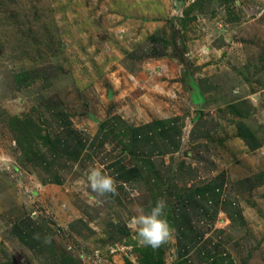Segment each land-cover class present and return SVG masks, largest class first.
I'll use <instances>...</instances> for the list:
<instances>
[{
    "label": "rangeland",
    "instance_id": "374dc122",
    "mask_svg": "<svg viewBox=\"0 0 264 264\" xmlns=\"http://www.w3.org/2000/svg\"><path fill=\"white\" fill-rule=\"evenodd\" d=\"M164 115L181 150L138 141L162 159L148 198L98 201L85 170L132 165L128 127ZM0 155V264H264V0H0ZM161 198L172 238L140 247L129 222Z\"/></svg>",
    "mask_w": 264,
    "mask_h": 264
},
{
    "label": "crops",
    "instance_id": "0c3cea01",
    "mask_svg": "<svg viewBox=\"0 0 264 264\" xmlns=\"http://www.w3.org/2000/svg\"><path fill=\"white\" fill-rule=\"evenodd\" d=\"M85 123V122H84ZM74 127L75 128H80V124L78 122H75L74 123ZM99 125H96L95 127H91L89 128L88 127V132H90V134L92 136H95L96 134H98V130H99ZM179 125V121L177 118H172L170 117L169 115H164V116H155L154 118H150V119H144L142 121V123L140 124H134L132 126H134L136 129V131L134 132V134L131 136L128 134L129 136V141L131 143H133V146L130 147V148H124V151L127 155V157H129L128 159H130L132 161V165L131 164H128L126 165L123 160H116L114 162V164L111 166L110 165V168H108L107 171L109 174H111L118 182L120 181H123L125 182L123 185H126L124 187V196L126 197V199L128 200H131L132 199V202L131 203H140L142 201H144L145 199L148 198V192L147 191V188H145L141 182V178H142V173H143V169L147 168L148 166V163L152 162V153H154L152 156H155L156 158L153 159L155 161V163H159L160 160L162 159H159V156H158V153L160 152L158 149H153L151 151V153L149 154L150 158L148 159V161H145L144 160V157L142 159V148L139 149L137 147V144L139 143L138 141L141 139V138H145V137H155L157 135L160 134H163V135H172L174 134L175 137V143H171L170 140H174L173 138H170V137H166L167 139V145H169L168 147V154L171 155V153H176V152H179L181 150L180 148V144H179V138H180V133L176 131V129L178 127H174V126H178ZM178 130H180L178 128ZM93 138V137H92ZM170 142V143H169ZM149 144H153V141L151 140V143ZM141 147V146H140ZM132 152V154H131ZM145 152V151H143ZM148 152L146 151V154ZM166 154V155H168ZM144 160V161H143ZM122 162V163H120ZM122 164V165H121ZM194 162L192 163V165L194 166ZM196 165V164H195ZM196 168V167H194ZM200 168V167H199ZM115 169L116 173H114L112 170ZM212 172H214V174H218L216 178V180L210 184L207 188L208 189H212L213 192H216L218 188H221L225 185L226 183H228V181L226 180L225 178V175H224V172L221 173L222 175H219L220 173H217L218 171L217 170H213ZM118 185H120L118 183ZM129 187H133L135 188L137 191H134L131 196H130V193L129 191L127 190ZM206 188L202 189V188H199L197 189L196 191H194L193 194L195 193H203L204 196H206L207 192H206ZM136 192V194L138 193L139 195L136 196V197H133L134 193ZM206 192V193H205ZM217 193V192H216ZM219 195V193H217ZM221 199V198H220ZM227 200H225L224 198V201H220V203H224L226 202ZM219 203V206H221V204ZM192 206H193V211L194 213H197L198 214H202L201 212L204 211V209H201V211L199 210V206L197 203H192ZM217 207V206H216ZM221 210V209H220ZM188 212H190V209L188 208ZM179 229L183 230V224H180L179 226ZM191 235H192V232H191ZM199 237V236H198ZM180 239L181 238V233H180V236H179ZM191 238V237H190ZM189 241H193L192 239L189 240ZM195 243V241H194Z\"/></svg>",
    "mask_w": 264,
    "mask_h": 264
},
{
    "label": "clouds",
    "instance_id": "9594fccd",
    "mask_svg": "<svg viewBox=\"0 0 264 264\" xmlns=\"http://www.w3.org/2000/svg\"><path fill=\"white\" fill-rule=\"evenodd\" d=\"M10 161L11 157L8 155H0V163L7 166ZM80 183L90 188L91 192L96 194V199L100 201V198L118 195V183L123 185L125 182H118L104 170L103 166H93L85 170L84 179ZM127 190L130 196L134 191H137L133 187H129ZM166 208V200L161 198L156 201L155 206H152L149 211L145 212L141 208L138 214L131 218L129 226L136 231V243L138 246L156 249L172 238L174 229L166 217ZM45 243L50 244L51 238H45Z\"/></svg>",
    "mask_w": 264,
    "mask_h": 264
},
{
    "label": "trees",
    "instance_id": "16d2710c",
    "mask_svg": "<svg viewBox=\"0 0 264 264\" xmlns=\"http://www.w3.org/2000/svg\"><path fill=\"white\" fill-rule=\"evenodd\" d=\"M62 116L66 118V122H67L68 121L67 116H65V115H62ZM112 122H117L118 123V120L114 119V120H112ZM119 122H120V120H119ZM67 123H69V121ZM106 123H107V121L101 122L100 123L101 127H104L106 125ZM124 124H126V123H124ZM240 127L242 128V130L240 131V134L246 139V141L248 140L250 142V140H252V138H253L254 141H256V143L259 142V140L256 137V135L246 126L245 123L240 125ZM110 128L114 129L115 127H114V125H111ZM136 128L134 126L130 125L128 127V134L132 136L134 134V132L136 131L135 130ZM119 133L120 134L124 133V136H125V134H126L125 127H122L119 130ZM254 144L255 143H252L251 145H254ZM255 177H256V180L258 182L259 181L262 182L264 180V171L258 172ZM216 190H217V192H220L221 188H218ZM201 238L202 237H200L199 239H201ZM144 253H145L144 257H142V260H141L140 264H162V261L160 260V257H157L153 252H151V250L149 251V248ZM63 262H64L63 264H70V263L72 264L71 258H65V259H63Z\"/></svg>",
    "mask_w": 264,
    "mask_h": 264
},
{
    "label": "built area",
    "instance_id": "2783aa9c",
    "mask_svg": "<svg viewBox=\"0 0 264 264\" xmlns=\"http://www.w3.org/2000/svg\"><path fill=\"white\" fill-rule=\"evenodd\" d=\"M97 252H99V251H97Z\"/></svg>",
    "mask_w": 264,
    "mask_h": 264
}]
</instances>
